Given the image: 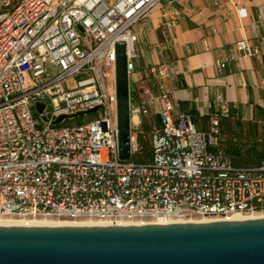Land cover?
<instances>
[{"label":"built area","instance_id":"2783aa9c","mask_svg":"<svg viewBox=\"0 0 264 264\" xmlns=\"http://www.w3.org/2000/svg\"><path fill=\"white\" fill-rule=\"evenodd\" d=\"M182 1L0 0V217L159 223L264 212V159L234 164L219 140L228 101L216 93L207 127H198L162 86L169 60L135 65L134 25ZM184 10L165 22L162 10L164 24ZM119 40L134 84L128 160L117 147ZM227 50L235 56L249 46L239 39ZM226 59L219 54L215 64ZM142 121L150 151L139 159Z\"/></svg>","mask_w":264,"mask_h":264},{"label":"water","instance_id":"95a60500","mask_svg":"<svg viewBox=\"0 0 264 264\" xmlns=\"http://www.w3.org/2000/svg\"><path fill=\"white\" fill-rule=\"evenodd\" d=\"M115 91L118 155L128 160L129 77L124 40L115 44ZM0 264H264V217L143 224L0 225Z\"/></svg>","mask_w":264,"mask_h":264},{"label":"crops","instance_id":"0c3cea01","mask_svg":"<svg viewBox=\"0 0 264 264\" xmlns=\"http://www.w3.org/2000/svg\"><path fill=\"white\" fill-rule=\"evenodd\" d=\"M260 5L264 0H183L162 9L167 12L165 19L162 10L155 8L134 25L139 36L135 65L141 68L169 60L172 75L162 86L198 127H207L216 93L228 101L229 115L242 124L264 127V16L258 18ZM182 7L185 10L175 22L165 25L172 11ZM239 39L247 41L249 51L231 56L227 48ZM219 54L227 57L222 67L215 64Z\"/></svg>","mask_w":264,"mask_h":264},{"label":"trees","instance_id":"16d2710c","mask_svg":"<svg viewBox=\"0 0 264 264\" xmlns=\"http://www.w3.org/2000/svg\"><path fill=\"white\" fill-rule=\"evenodd\" d=\"M204 118L203 124H205ZM204 127V125H203ZM150 126L142 121L137 129L136 140L139 146L138 158L148 156ZM257 126L252 123L244 130L238 117L233 115L220 116L218 119V136L225 151L230 155L234 164L258 163L264 159V127L256 135Z\"/></svg>","mask_w":264,"mask_h":264},{"label":"bare ground","instance_id":"6f19581e","mask_svg":"<svg viewBox=\"0 0 264 264\" xmlns=\"http://www.w3.org/2000/svg\"><path fill=\"white\" fill-rule=\"evenodd\" d=\"M256 214V215H255ZM264 217V212L252 213L251 215H243V213L235 212L224 218H208V217H191L187 220H163L157 221L159 223L179 222V221H211L220 219H241V218H255ZM106 224H143L130 221H119L110 223L104 220H73V219H53L52 218H36L24 219L19 217L5 216L0 217V225H106Z\"/></svg>","mask_w":264,"mask_h":264},{"label":"rangeland","instance_id":"374dc122","mask_svg":"<svg viewBox=\"0 0 264 264\" xmlns=\"http://www.w3.org/2000/svg\"><path fill=\"white\" fill-rule=\"evenodd\" d=\"M135 60V59H134ZM129 83H130V88L133 90V88H134V84H133V79H132V74H131V77L129 78ZM92 114H90L89 113V117L91 116ZM83 117H84V113H80V114H78L76 117H75V119L76 120H82L83 119ZM249 124H242V126H243V128H244V130H246L247 129V126H248ZM262 129V127H258L257 128V130H256V135H258V133H260V130ZM252 213H243V215H251ZM256 215V214H255ZM195 217H199V216H195ZM53 220V219H52Z\"/></svg>","mask_w":264,"mask_h":264}]
</instances>
